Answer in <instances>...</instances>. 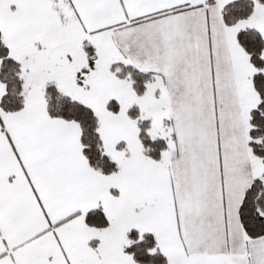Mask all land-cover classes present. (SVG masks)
Here are the masks:
<instances>
[{
	"label": "snow or ice",
	"instance_id": "6c2138e0",
	"mask_svg": "<svg viewBox=\"0 0 264 264\" xmlns=\"http://www.w3.org/2000/svg\"><path fill=\"white\" fill-rule=\"evenodd\" d=\"M0 264H264V0H0Z\"/></svg>",
	"mask_w": 264,
	"mask_h": 264
}]
</instances>
